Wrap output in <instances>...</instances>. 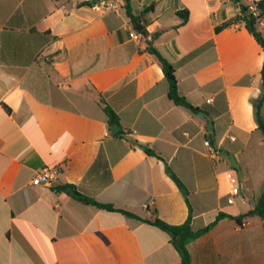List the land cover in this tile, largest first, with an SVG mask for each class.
<instances>
[{"label":"crops","instance_id":"obj_1","mask_svg":"<svg viewBox=\"0 0 264 264\" xmlns=\"http://www.w3.org/2000/svg\"><path fill=\"white\" fill-rule=\"evenodd\" d=\"M100 1L0 0V264H182L171 236L146 222L155 210L174 226L190 217L194 231L230 216L189 244L191 264H264V220H238L264 193L253 106L264 50L236 20L240 6L130 0L143 35L125 0ZM158 32L154 47L199 111L170 99L147 51ZM45 167L61 169L54 188L32 184ZM232 179L240 192L229 203Z\"/></svg>","mask_w":264,"mask_h":264},{"label":"trees","instance_id":"obj_2","mask_svg":"<svg viewBox=\"0 0 264 264\" xmlns=\"http://www.w3.org/2000/svg\"><path fill=\"white\" fill-rule=\"evenodd\" d=\"M233 1L235 4L240 6L241 13H242V15L237 17L236 20H242L243 22L246 23L247 27L251 30V33L253 34L254 38L256 39L257 43L264 50V35L259 30V28L257 27L256 19L251 14H248V5H243L241 0H233ZM125 2H126L127 13H128V15L132 21L134 28L139 33H141L143 35H147L146 22L142 21L141 16L137 17L131 13V7L129 4L130 0H125ZM258 8H259L261 17H264V0H261L258 3ZM180 15L183 17V23L186 22L187 18H188V12H186V16L183 15V12L180 13ZM251 27H254V30H252ZM159 35H160V32L154 34L152 37V40L147 42V51L155 57V59L159 62V64L162 67L165 78L169 84V97H170V99L178 106L186 107L193 112L199 111L198 108L193 107L187 101L186 98H184L180 95L179 90H178V85H177V79L175 76V66L172 65L154 47L153 40L156 39ZM262 79H263L262 93H261L259 98H257L256 100L253 101V106H254L256 115L262 117L264 120V116L262 114V110L264 109V65H263V70H262ZM104 111L108 117V124L110 126L118 123L119 118H118L117 114L109 106L105 105ZM259 130H260V128H259ZM262 135H263V133H262ZM263 137H264V135H263ZM146 152L151 156L155 155V153L148 148L146 149ZM180 188L186 193V191L184 190L182 185H180ZM79 197H80L81 201H83L85 203L93 204L97 207H100L102 209H106L109 211H120V212H122L128 216L141 219V218L137 217L136 215L129 213L127 211L116 209L111 204H101L95 200L88 199L82 195H79ZM253 215H257L262 220H264V193L258 199L255 208L253 210L249 211L248 213H246L245 215H242L240 218H238V220L245 219V218L253 216ZM226 217H230V216H227L225 214H219V216L215 222L211 223L207 227H205L201 230H198V231H194L192 229L191 224H190V217L188 218V220L184 224L174 226V225H170V224H167L164 221H162L158 217V213L156 210L153 212L152 218L150 220H146V222H148V223H150L156 227H159L162 230H164L165 232H167L171 236L172 244L174 245V247L176 248V250L179 252V254L181 256L182 264H191L190 255H189V251H188L189 244L191 242H193L194 240H196L198 237L209 232L219 220L224 219Z\"/></svg>","mask_w":264,"mask_h":264},{"label":"built area","instance_id":"obj_3","mask_svg":"<svg viewBox=\"0 0 264 264\" xmlns=\"http://www.w3.org/2000/svg\"><path fill=\"white\" fill-rule=\"evenodd\" d=\"M123 0H113V1H107V0H101L99 2V8L105 9V10H113L119 8V3ZM248 14H251L256 19V24L259 30L264 35V17H261L259 8L257 3L252 2L248 5ZM132 37L138 38L139 35L136 32H132ZM234 139V138H232ZM206 146L211 148L210 141L205 142ZM61 173V169L59 167H45L41 170H39L34 177L32 184L34 186L39 185H46L49 187H56L58 182V177ZM234 185L231 189V192L229 194V203H234L235 197L239 194L240 189L235 184V180L232 179Z\"/></svg>","mask_w":264,"mask_h":264},{"label":"water","instance_id":"obj_4","mask_svg":"<svg viewBox=\"0 0 264 264\" xmlns=\"http://www.w3.org/2000/svg\"><path fill=\"white\" fill-rule=\"evenodd\" d=\"M252 30H254V27H251ZM257 123H258V126L261 130V132L263 133L264 135V120L262 117L260 116H257ZM119 128V126L115 125L111 128V132L112 134H115L116 133V130ZM171 177L173 178V180H175L174 176L171 175ZM176 182H178L177 180H175Z\"/></svg>","mask_w":264,"mask_h":264},{"label":"rangeland","instance_id":"obj_5","mask_svg":"<svg viewBox=\"0 0 264 264\" xmlns=\"http://www.w3.org/2000/svg\"><path fill=\"white\" fill-rule=\"evenodd\" d=\"M232 167L234 166L235 169L239 170L236 161H233L232 164H230ZM239 172V171H238ZM251 177L253 180H256L259 177V171L254 170L253 173H251Z\"/></svg>","mask_w":264,"mask_h":264}]
</instances>
